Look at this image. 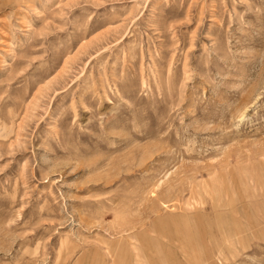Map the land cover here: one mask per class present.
I'll return each instance as SVG.
<instances>
[{
  "label": "rangeland",
  "instance_id": "obj_1",
  "mask_svg": "<svg viewBox=\"0 0 264 264\" xmlns=\"http://www.w3.org/2000/svg\"><path fill=\"white\" fill-rule=\"evenodd\" d=\"M262 187L264 0H0V264H264Z\"/></svg>",
  "mask_w": 264,
  "mask_h": 264
},
{
  "label": "bare ground",
  "instance_id": "obj_2",
  "mask_svg": "<svg viewBox=\"0 0 264 264\" xmlns=\"http://www.w3.org/2000/svg\"><path fill=\"white\" fill-rule=\"evenodd\" d=\"M259 153V152H258ZM261 180V179H260ZM256 185V184H255ZM263 185V184H262ZM262 188H264V187H262ZM256 191V190H255ZM254 192V191H253ZM257 193V192H256ZM260 195V194H259ZM256 196V195H255ZM257 198H259V197H257ZM253 200V199H252ZM256 201V200H255ZM254 201V202H255ZM261 201H263V200H261ZM256 204H259V203H256ZM253 205V204H252ZM258 209V208H257ZM260 212H261V210H260ZM264 217V216H263ZM263 219V218H262ZM185 229V228H184ZM187 234V233H186ZM187 236H188V234H187ZM186 236V237H187ZM229 237H230V235H229ZM188 240V239H187ZM205 251H206V249H204ZM207 252V251H206ZM208 259H210L209 257H207Z\"/></svg>",
  "mask_w": 264,
  "mask_h": 264
}]
</instances>
